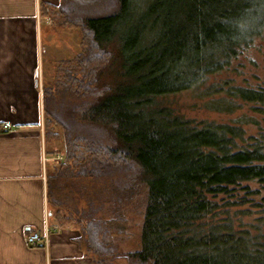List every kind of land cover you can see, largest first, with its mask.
<instances>
[{"label": "trees", "instance_id": "trees-1", "mask_svg": "<svg viewBox=\"0 0 264 264\" xmlns=\"http://www.w3.org/2000/svg\"><path fill=\"white\" fill-rule=\"evenodd\" d=\"M56 13L82 36L81 52L44 88L45 138H58L54 127L65 136L49 200L72 205L56 218L81 223L102 262L264 264V222L236 226L231 213L247 203L235 200L239 188L258 193L244 184L264 189V131L246 130L262 129L264 86L248 73L264 47V0H63ZM181 92L209 111L247 104L255 114L190 119L164 101ZM140 186L141 248L123 252L115 237L128 233Z\"/></svg>", "mask_w": 264, "mask_h": 264}, {"label": "crops", "instance_id": "crops-1", "mask_svg": "<svg viewBox=\"0 0 264 264\" xmlns=\"http://www.w3.org/2000/svg\"><path fill=\"white\" fill-rule=\"evenodd\" d=\"M62 1L0 0V264L127 261H99L86 248L82 224L56 218L49 200V177L65 156L56 149L52 153L45 138L43 87L56 43L42 19L57 15ZM33 233L43 240L37 247L26 239ZM115 242L121 246L120 237Z\"/></svg>", "mask_w": 264, "mask_h": 264}, {"label": "rangeland", "instance_id": "rangeland-1", "mask_svg": "<svg viewBox=\"0 0 264 264\" xmlns=\"http://www.w3.org/2000/svg\"><path fill=\"white\" fill-rule=\"evenodd\" d=\"M50 19V20H49ZM42 22L46 23L45 27L52 28L53 34V43L56 45L51 48V56L48 58L46 65V81H44V87H51L57 79L58 69L65 63V61H72L75 57L81 52V31L76 27H66L62 26L60 19L54 15V17L43 15ZM56 47V48H55ZM257 58L259 68L249 69V78L253 86H264V47L262 48L261 53H256L254 55ZM59 97L71 98L75 100L74 97L64 96L57 93ZM60 101H63L62 99ZM164 101L175 108L182 115H185L187 118L194 120H206L207 121H216L224 123H232L234 120L238 119L240 116L246 114H255L252 113L253 106L244 104L242 108L238 109L233 114H224L217 113L214 111H209L205 109L203 103L205 101L197 98L192 92H181L176 95L168 96ZM257 115V114H256ZM259 115V116H258ZM257 117H260L262 120V129L261 128H247L250 134L257 135L260 131H264V113L258 114ZM45 122V121H44ZM45 125V123L43 124ZM51 127V126H50ZM52 129V128H51ZM56 133H58V138L56 135L49 134L47 137V142L50 151L55 154L54 150L64 151L65 149V136L62 129L58 127L53 128ZM46 132V130H45ZM60 148V149H59ZM129 172L121 174V176H126ZM130 175V174H128ZM120 176V177H121ZM250 187V191L257 192L254 194H246V191L239 188L235 193L237 198L235 200H242V198L247 197V203L242 206H233L231 213L234 214V218L237 219L236 226L239 225H254L259 221L264 222V189L260 187L257 183L244 184L243 186ZM91 186V185H90ZM92 189V186L89 187ZM147 189L144 186H140L139 194L134 196V199L130 202L128 209H126V217L129 221L128 233L125 236H121V246L120 249L123 252H135L141 248V230L143 224V217L145 213V199H146ZM80 196L77 198L79 199ZM81 201V202H80ZM78 207L83 208L84 202L80 200ZM72 204V200H71ZM78 204V203H77ZM52 208H57L65 217L68 215L66 211H70L68 207L72 205L65 203L62 208H58L56 205L52 204ZM63 211H62V210ZM235 211H240L236 217ZM77 219V217H76ZM260 224V223H259ZM119 246V245H118ZM125 261V260H124ZM127 262V261H126ZM123 264H129L128 262Z\"/></svg>", "mask_w": 264, "mask_h": 264}, {"label": "built area", "instance_id": "built-area-1", "mask_svg": "<svg viewBox=\"0 0 264 264\" xmlns=\"http://www.w3.org/2000/svg\"><path fill=\"white\" fill-rule=\"evenodd\" d=\"M8 128H9L8 125L7 126L4 125L2 130L5 132L8 130ZM58 159L61 160L62 158H58ZM40 237L41 236L39 233H33L31 235H28V237L26 239L30 245L37 247V245H39L43 242L42 238H40Z\"/></svg>", "mask_w": 264, "mask_h": 264}]
</instances>
